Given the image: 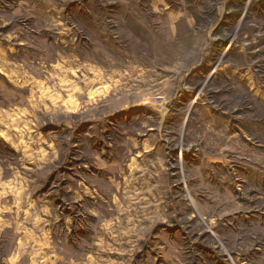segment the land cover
Here are the masks:
<instances>
[{
    "label": "rangeland",
    "instance_id": "374dc122",
    "mask_svg": "<svg viewBox=\"0 0 264 264\" xmlns=\"http://www.w3.org/2000/svg\"><path fill=\"white\" fill-rule=\"evenodd\" d=\"M8 4L0 264H264V0Z\"/></svg>",
    "mask_w": 264,
    "mask_h": 264
},
{
    "label": "crops",
    "instance_id": "0c3cea01",
    "mask_svg": "<svg viewBox=\"0 0 264 264\" xmlns=\"http://www.w3.org/2000/svg\"><path fill=\"white\" fill-rule=\"evenodd\" d=\"M29 1L36 2V1H41V0H0V49H4V48H6L8 46L10 47V44H8V43L6 44L2 40V36H1V34H7V35L10 34L9 30L7 29L8 25H10L9 20L5 19V17H4V11H5L4 9H8L9 8L8 2H14V5H12L9 10H10V13H16L20 9L19 5L20 6L21 5L24 6V5L28 4ZM207 1L210 2V5H212V3L214 2V0H212V1L211 0H207ZM236 1H243V0H236ZM248 1H250V0H247V2ZM254 1H258V0H254ZM32 15H33V17H38L36 11H33ZM213 26H215V25H213ZM215 48H216V46L214 45L213 49H215ZM1 62L3 63L4 59L0 55V63ZM226 64H228V63H226ZM231 69L235 70V68H231ZM110 118H111V116L107 117V120H109ZM93 163H96V164L99 163V166L96 165V167H98L100 169H104V170L107 171L108 180L109 179L110 180L113 179L108 171H109V169H111L110 165H115V162H112V160H108V162L105 163L102 158H98L96 160H93ZM151 168H153V166H151ZM136 169H138V168H136ZM149 169L148 168L146 169V171H147L146 175L144 174L145 180L143 179L141 181V184H142V187L149 188V186H150L151 190H152L151 192H153L154 182H153V178H151V177L154 176V170L153 169L149 170ZM142 171H144V170H142ZM149 171H151V173ZM91 173H95V171L94 172L91 171ZM96 174H97V171H96ZM127 176H130V181H128V183H127L128 191L129 192L138 193L139 190H140L139 170L132 169L130 174H127ZM116 181H118V179H116ZM73 188H74L73 192H74L75 197L77 198V200L75 201V204H67V206H66V209H67L66 210V216H64V218H62V215L59 213L58 210L56 212H52V222H55V221L57 222L60 219H62V220H64V222H66V224H68V226L66 225V228H68V231H69L68 232L69 234L67 236V240L70 241V242L75 240V238H74L75 232L69 226L70 217H71V214H76L74 212L72 213L71 209H74V207H76L78 210H80L82 204L78 203L79 202L78 199L80 200L82 198V196L85 195L86 193H88L89 191H94V190L96 191L95 187L89 185L88 181H86L84 178L83 179H78L77 185L74 186ZM115 190H118V187H116ZM147 192H149V190H147ZM77 193H78V195H77ZM40 205H42V204H40ZM127 205H130V204H126V206ZM133 205H134V208H137V204H133ZM153 205L154 204H150L151 207H153ZM147 206H149V204H147ZM41 209L43 211V206L41 207ZM52 210H53V207H52ZM126 211H128V210L126 209ZM125 213H127V212H125ZM118 219H119L118 214H116L114 218H111V221L114 224L112 226H118ZM55 223H53V224H55ZM74 224L75 223H73L72 225L70 224V225L73 227ZM5 225H7V224H4V226ZM53 234H52V236H53ZM55 237H57V236H55ZM114 237H118L117 233H115ZM57 240H58V237L54 241H53V239H51L53 244ZM57 254L60 255L59 252H57Z\"/></svg>",
    "mask_w": 264,
    "mask_h": 264
}]
</instances>
